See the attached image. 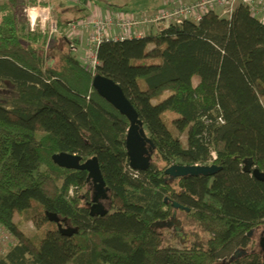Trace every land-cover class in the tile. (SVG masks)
I'll return each mask as SVG.
<instances>
[{
  "label": "trees",
  "instance_id": "16d2710c",
  "mask_svg": "<svg viewBox=\"0 0 264 264\" xmlns=\"http://www.w3.org/2000/svg\"><path fill=\"white\" fill-rule=\"evenodd\" d=\"M36 3L0 4V84L15 90L0 101V225L17 238L0 264H264L253 236L264 228V179L252 172L264 173V22L239 5L231 17L104 41L91 71L70 49L47 55L48 36L19 22L17 9ZM97 73L119 83L143 120L155 145L147 170L130 167L129 120L94 89ZM58 152L98 157L107 215L90 214L87 172L57 165ZM176 163L221 168L173 178L165 171ZM48 212L78 232L62 234ZM178 213L182 243L159 231Z\"/></svg>",
  "mask_w": 264,
  "mask_h": 264
},
{
  "label": "built area",
  "instance_id": "2783aa9c",
  "mask_svg": "<svg viewBox=\"0 0 264 264\" xmlns=\"http://www.w3.org/2000/svg\"><path fill=\"white\" fill-rule=\"evenodd\" d=\"M62 1L86 4L90 10L87 16L69 22L68 29L72 39L67 40L72 54L91 71H95L100 65L97 52L102 42L142 38L146 35L147 29L153 25L167 27L170 24L182 23L184 20L199 22L210 13L231 17L239 5L246 6L253 16L264 22V0H196L194 2L171 0L166 7L152 13H132L123 9L106 10L104 13L89 0ZM42 3V0H37V5L29 7L26 12L31 22V29H39L48 36L46 44L48 49L52 39L62 32L59 30L58 19L50 16V5L42 6ZM219 121L224 122L222 118H219ZM212 155L215 159V152H212ZM134 176H138V171L134 172ZM71 194H73L72 190ZM1 233H4L5 237L11 236V233L0 225V235Z\"/></svg>",
  "mask_w": 264,
  "mask_h": 264
},
{
  "label": "water",
  "instance_id": "95a60500",
  "mask_svg": "<svg viewBox=\"0 0 264 264\" xmlns=\"http://www.w3.org/2000/svg\"><path fill=\"white\" fill-rule=\"evenodd\" d=\"M93 87L98 94L112 104L121 114L125 115L129 120V128L126 136V149L129 158V165L132 169L138 171L147 170L153 160L155 145L148 136L143 120L139 117V113L125 95L119 83L113 79L97 73L93 78ZM53 161L60 167L71 170H82L87 172V181L93 185L90 202V214L92 216H105L109 213L112 205V194L110 188L104 179V175L97 156H93L84 160L79 154L66 152H58L52 156ZM249 163L248 167L250 170ZM220 166L217 164L209 165H182L172 164L166 169V174L173 178H181L193 175L212 176ZM253 175L258 179H264V173L259 169H254ZM174 207L183 208L178 202H173ZM50 221L58 225V229L64 235H74L78 230L72 226L63 225L65 221L59 215L48 212ZM174 218L176 215L174 214ZM163 225H168L164 223ZM259 246L264 251V231L259 239ZM239 254L236 252L235 256ZM234 258V257H233ZM232 258V259H233ZM231 259V260H232ZM228 264V263H227Z\"/></svg>",
  "mask_w": 264,
  "mask_h": 264
},
{
  "label": "rangeland",
  "instance_id": "374dc122",
  "mask_svg": "<svg viewBox=\"0 0 264 264\" xmlns=\"http://www.w3.org/2000/svg\"><path fill=\"white\" fill-rule=\"evenodd\" d=\"M3 1L4 0H0V4L3 3ZM42 1H43L42 6L48 5V4L50 5V7H51L50 16L54 19L57 18L58 21L62 20L64 22H66V21L70 22V21L75 20L79 17L87 16L89 14V10H88V7L86 6V4H82V3L76 4V3H73L72 1L61 4L59 0H42ZM136 1L138 2L140 0H93L92 2L94 4H96L97 7H100L101 9L103 8L105 10H114V8L111 7L110 5L109 6L107 5L108 7H105L106 3L109 4L110 2H112L110 4H116L118 6L125 7L129 11L133 12V10L139 9L137 5L136 6L134 5V3H136ZM145 1H147V0H145ZM44 2H47V3H44ZM34 5H37V3ZM34 5L24 4L17 9L18 19H19V22L21 24L25 23L26 25H28L30 27L31 22L29 20L26 9H28L29 7H32ZM59 30H60V28H59ZM61 32H62V34H60L56 38L52 39V41L50 42V47L48 49H46L47 55H50V53L52 54V52H51L52 48L55 49V47L58 48V49L56 48L57 51L59 49H66V50L70 49L69 42L67 41L68 38L72 39L70 29H68V27H67L63 31L61 30ZM139 62L147 63L149 61L143 60V61H139ZM14 94H15V90H14L13 85H11L8 82H4V83L0 84V101L8 102L10 97L13 96ZM183 139H185V138H183ZM86 188L89 191H91V190H93V185H91L89 183V184L85 185V189ZM178 217H180V219ZM183 218H184L183 214L178 213L177 217H175V220H173V221H175V223L171 224L172 221H169V222H167L168 225H163L162 227L159 228V231L161 233H163V235H165L169 238H175V241L177 243H182V242L188 240V238H189V236L187 235L188 228L183 229V227L181 226V219H183ZM15 220L19 221L21 223V228L24 229V231H26L27 233H34L36 231L34 224L31 222L23 221L22 217L20 215L16 214ZM176 226L178 227V229H176L177 228ZM263 231H264V228H260V229H257L256 231H254L253 236L257 242H259V239H260ZM16 242H17V238L15 236H13L12 234L10 237L9 236L5 237L4 233H1V235H0V255L6 254L11 249V247H13L15 245ZM239 255H241V254H238L237 256H239ZM226 263H228V262H226ZM219 264H222V261Z\"/></svg>",
  "mask_w": 264,
  "mask_h": 264
},
{
  "label": "crops",
  "instance_id": "0c3cea01",
  "mask_svg": "<svg viewBox=\"0 0 264 264\" xmlns=\"http://www.w3.org/2000/svg\"><path fill=\"white\" fill-rule=\"evenodd\" d=\"M91 1V0H89ZM93 1V0H92ZM91 1V2H92ZM174 2H178L180 0H173ZM182 1H185V2H194L196 0H182ZM171 2V0H140V1H136V3H134V5L138 6L139 9H136V10H133L132 13H152V12H155L159 9H162L164 7H166V5H168L169 3ZM112 3V2H110ZM105 4V7H108L109 5L111 7H113L114 9H123V10H126V11H129L127 8L125 7H122V6H118L116 4ZM108 5V6H107ZM100 8V7H99ZM101 9V8H100ZM89 10V9H88ZM105 9H101V12H104ZM90 12V10H89ZM131 12V11H129ZM162 28V25L160 26H151L149 29H147V33L146 34H149V33H156L158 30H160Z\"/></svg>",
  "mask_w": 264,
  "mask_h": 264
},
{
  "label": "flooded vegetation",
  "instance_id": "af4514ba",
  "mask_svg": "<svg viewBox=\"0 0 264 264\" xmlns=\"http://www.w3.org/2000/svg\"><path fill=\"white\" fill-rule=\"evenodd\" d=\"M173 220H175V218H173L171 221V224H173V223H175V221H173ZM177 227V226H176ZM176 229H178V227L176 228Z\"/></svg>",
  "mask_w": 264,
  "mask_h": 264
}]
</instances>
